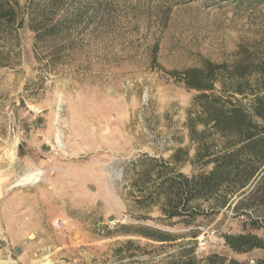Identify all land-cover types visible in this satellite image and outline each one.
Returning a JSON list of instances; mask_svg holds the SVG:
<instances>
[{
    "label": "rangeland",
    "instance_id": "1",
    "mask_svg": "<svg viewBox=\"0 0 264 264\" xmlns=\"http://www.w3.org/2000/svg\"><path fill=\"white\" fill-rule=\"evenodd\" d=\"M102 2L104 19L65 48L56 42L53 60L27 25L18 42L0 43V264L161 263L183 243L199 259L253 264L263 251L237 253L223 238L264 239L250 219L225 210L191 226L165 220L157 207L138 208L123 172L141 156L168 161L180 149V172L199 171L187 126L197 93L170 73L232 62L242 46L264 54V0ZM39 172L40 182H22ZM122 226L185 238L159 244Z\"/></svg>",
    "mask_w": 264,
    "mask_h": 264
},
{
    "label": "trees",
    "instance_id": "2",
    "mask_svg": "<svg viewBox=\"0 0 264 264\" xmlns=\"http://www.w3.org/2000/svg\"><path fill=\"white\" fill-rule=\"evenodd\" d=\"M104 15L102 0H26L23 6L18 0H0V43L18 42L19 31L27 25L34 33L35 48L47 45V54L53 60L57 51L68 46L65 39L88 30ZM58 41L59 50L55 44ZM10 50L14 51L11 44ZM170 74L177 83L197 93L194 116L187 126L196 144L191 162L199 171L191 175L180 172L182 149L168 161L144 155L126 165L124 179L130 181L138 208L149 211L157 207L165 220H177L186 226L198 217L208 218L226 210L247 217L264 230V54L242 46L232 62L217 64L203 59L197 67ZM120 229L126 236L159 244L185 238L143 226ZM190 235L192 239L198 237L194 232ZM223 238L234 252H264V239L255 234ZM131 244L129 241L126 245ZM180 247L161 263L131 264H241L217 254L199 259L194 243ZM253 264H264V256Z\"/></svg>",
    "mask_w": 264,
    "mask_h": 264
},
{
    "label": "bare ground",
    "instance_id": "3",
    "mask_svg": "<svg viewBox=\"0 0 264 264\" xmlns=\"http://www.w3.org/2000/svg\"><path fill=\"white\" fill-rule=\"evenodd\" d=\"M42 172H39V173H35V174H32V175H28L27 177H25L22 182H30V183H38L40 182L41 180V177H42Z\"/></svg>",
    "mask_w": 264,
    "mask_h": 264
}]
</instances>
